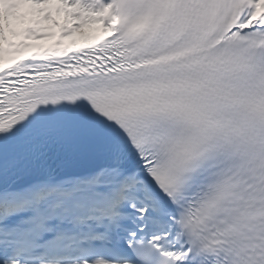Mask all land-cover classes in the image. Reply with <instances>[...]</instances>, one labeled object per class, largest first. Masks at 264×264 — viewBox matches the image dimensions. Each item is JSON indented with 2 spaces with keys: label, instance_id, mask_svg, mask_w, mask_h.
Wrapping results in <instances>:
<instances>
[{
  "label": "snow or ice",
  "instance_id": "6c2138e0",
  "mask_svg": "<svg viewBox=\"0 0 264 264\" xmlns=\"http://www.w3.org/2000/svg\"><path fill=\"white\" fill-rule=\"evenodd\" d=\"M0 4V264H264V0Z\"/></svg>",
  "mask_w": 264,
  "mask_h": 264
},
{
  "label": "clouds",
  "instance_id": "9594fccd",
  "mask_svg": "<svg viewBox=\"0 0 264 264\" xmlns=\"http://www.w3.org/2000/svg\"><path fill=\"white\" fill-rule=\"evenodd\" d=\"M7 7H9V5H7V4H0V14H2L3 9H4V8H7ZM26 7H27L26 5H20L19 7L13 9L12 11H13V13H14L15 15H20L21 10H22L23 8H26Z\"/></svg>",
  "mask_w": 264,
  "mask_h": 264
},
{
  "label": "rangeland",
  "instance_id": "374dc122",
  "mask_svg": "<svg viewBox=\"0 0 264 264\" xmlns=\"http://www.w3.org/2000/svg\"><path fill=\"white\" fill-rule=\"evenodd\" d=\"M14 27L18 28V27H21V25H18V24H13Z\"/></svg>",
  "mask_w": 264,
  "mask_h": 264
},
{
  "label": "bare ground",
  "instance_id": "6f19581e",
  "mask_svg": "<svg viewBox=\"0 0 264 264\" xmlns=\"http://www.w3.org/2000/svg\"><path fill=\"white\" fill-rule=\"evenodd\" d=\"M105 2H107V0H105Z\"/></svg>",
  "mask_w": 264,
  "mask_h": 264
}]
</instances>
